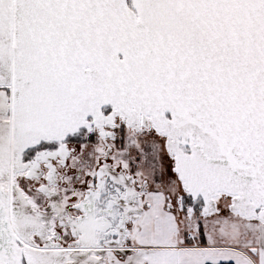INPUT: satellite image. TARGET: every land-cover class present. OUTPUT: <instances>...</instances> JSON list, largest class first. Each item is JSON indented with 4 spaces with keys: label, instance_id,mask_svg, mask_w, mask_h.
<instances>
[{
    "label": "snow or ice",
    "instance_id": "obj_1",
    "mask_svg": "<svg viewBox=\"0 0 264 264\" xmlns=\"http://www.w3.org/2000/svg\"><path fill=\"white\" fill-rule=\"evenodd\" d=\"M0 264H264V0H0Z\"/></svg>",
    "mask_w": 264,
    "mask_h": 264
}]
</instances>
